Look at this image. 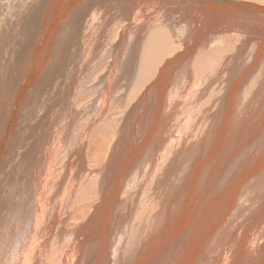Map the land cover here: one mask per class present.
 I'll use <instances>...</instances> for the list:
<instances>
[{"label":"bare ground","instance_id":"6f19581e","mask_svg":"<svg viewBox=\"0 0 264 264\" xmlns=\"http://www.w3.org/2000/svg\"><path fill=\"white\" fill-rule=\"evenodd\" d=\"M252 1L0 0V264H264Z\"/></svg>","mask_w":264,"mask_h":264},{"label":"rangeland","instance_id":"374dc122","mask_svg":"<svg viewBox=\"0 0 264 264\" xmlns=\"http://www.w3.org/2000/svg\"><path fill=\"white\" fill-rule=\"evenodd\" d=\"M237 1H242V0H237ZM247 1H252V0H245V2H247ZM251 3H255V4H257V3H259L258 5H261V4H264V2H262V1H258V0H253ZM262 6V5H261ZM211 7V6H210ZM263 7H264V5H263ZM212 8V7H211ZM85 9V7L84 8H81V9H79V10H77V13H79V11H81V10H84ZM217 10H219V9H217ZM222 11V10H221ZM225 11H230V10H225ZM225 11H224V13H225ZM231 12H233V11H231ZM250 15H251V13H250ZM225 16L226 17H229V18H233V16H232V14L230 13V12H228V14H225ZM236 17V19H240L241 21H242V19H244V17L243 16H240V13L239 12H237V15L235 16ZM254 21V20H253ZM229 22V21H228ZM255 22V21H254ZM225 25V26H224ZM228 25H231V24H229V23H223L222 21H220L219 22V29H221L222 30V32H223V28H226ZM232 26V25H231ZM58 27V26H57ZM61 27H63V25H61ZM233 27V26H232ZM48 29H49V31H48ZM55 31H54V30ZM57 29L58 28H54V26L52 27L51 26V23L48 25V28L47 29H45L44 30V33H48V34H52L53 32H55L56 33V35H55V39H53L54 40V43H51V45H53V53L52 54H54V50L56 49V43H55V41H56V39L59 37V35H60V32H59V29H58V31H57ZM51 31V32H50ZM57 31V32H56ZM241 32H244L243 30L241 31ZM224 33H225V31H224ZM58 34V35H57ZM44 38H45V35L43 34L42 35V39H41V43H43L44 42ZM55 44V45H54ZM43 46H44V44H43ZM111 100V99H110ZM125 104V102L124 101H118V102H114V105H115V108H117V107H119V106H122V105H124ZM11 105H13L12 104V102H11ZM198 107V106H197ZM196 111H197V108L194 110V113H196ZM99 119L102 121V123H103V125L107 122V120H108V116L107 115H103V116H100L99 117ZM84 120L82 119V120H79V122H78V128H81L84 124H86L87 125V123H85V122H83ZM83 124V125H82ZM80 125H81V127H80ZM100 126L97 124L96 126H95V128H99ZM83 128H85V127H83ZM74 132L72 131V134H73ZM74 135V134H73ZM113 140V139H112ZM78 181H80L78 178H75L74 180H72V182H73V184H77L78 183ZM99 184V183H98ZM81 188H82V186L81 187H78L75 191H74V196H77V195H79L80 194V192H81ZM98 189V186H97V184H96V187H95V190H97ZM56 190V187H54V186H49L48 187V189L46 190V202H47V204L49 205V198H48V196L49 197H51L52 198V196L54 195V191ZM58 194V193H57ZM56 201H57V205H58V207L55 209V214H57V212L60 210V211H62L63 213H67L68 214V217L69 218H67L66 219V223L67 224H70V223H72V222H74L72 219H71V215H70V213H69V211H68V208H69V202L67 201L65 204H63V205H61L60 206V198L57 196L56 197V199H55ZM63 216H64V214H63ZM15 220V219H14ZM68 220V221H67ZM81 220V219H80ZM79 220V221H80ZM13 224H14V222H13ZM74 228L76 227V225L75 226H73ZM77 227H78V225H77ZM74 228H70V229H74ZM76 229V228H75Z\"/></svg>","mask_w":264,"mask_h":264},{"label":"water","instance_id":"95a60500","mask_svg":"<svg viewBox=\"0 0 264 264\" xmlns=\"http://www.w3.org/2000/svg\"><path fill=\"white\" fill-rule=\"evenodd\" d=\"M201 1L208 2L210 0H201ZM215 2H217L218 4H222L225 7H233V8L238 7V8H242L241 4L240 3H236V2H226L225 4H223V3L219 2V1H215ZM251 5L257 6V5H254V4H251ZM251 5H249V6H251ZM257 7H260V6H257ZM260 8H263V7H260Z\"/></svg>","mask_w":264,"mask_h":264}]
</instances>
